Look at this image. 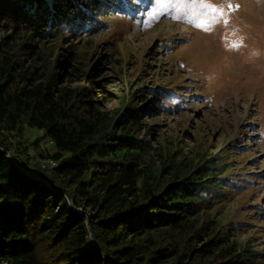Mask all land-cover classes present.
<instances>
[{"label":"trees","instance_id":"trees-1","mask_svg":"<svg viewBox=\"0 0 264 264\" xmlns=\"http://www.w3.org/2000/svg\"><path fill=\"white\" fill-rule=\"evenodd\" d=\"M143 2L0 0V146L30 163L19 139L37 129L58 162L49 173L35 164L48 185L0 151V264H264L254 221L262 179L247 166L254 157L240 150L244 141L162 146L145 119L177 114L191 93L184 82L154 73L147 82L150 64L140 58L120 106L104 110L96 98L111 95L109 80L82 70L80 44L99 35L107 61L119 62L110 37L133 28ZM40 141L32 146L44 157ZM243 189L237 215L228 207Z\"/></svg>","mask_w":264,"mask_h":264},{"label":"rangeland","instance_id":"rangeland-1","mask_svg":"<svg viewBox=\"0 0 264 264\" xmlns=\"http://www.w3.org/2000/svg\"><path fill=\"white\" fill-rule=\"evenodd\" d=\"M204 4L210 6L206 8ZM211 6L222 10V14L213 12ZM132 20L135 24L131 30L110 37L119 62L107 61L106 45L96 42L101 35L92 42L84 40L80 44L85 59L83 72L93 68L97 80H109L107 88L111 95L101 94L96 98L101 108L111 110L120 106L117 96L123 93L127 73L133 72L136 60H148L147 82L154 73L164 84L170 79H180L188 88L185 92H191L174 109L177 113L174 116L151 118L147 115L146 122L156 125L154 138L162 135L161 145L167 147L182 142L180 147L186 150L195 141L217 149L226 145L242 146L244 141L240 150L249 151L254 157L247 166L262 179L256 186L259 190L256 196H264V0H204L203 3L200 0H144L139 15ZM40 45L49 47L50 43ZM161 47L166 51L162 52ZM128 60L131 64L126 65ZM100 68H103L101 74ZM77 80L71 77L68 85L77 84ZM185 106L187 110H183ZM42 135L37 129L26 128L19 139L28 148V156L33 157L30 163L16 151L2 146L0 151H7L12 162L25 174L43 179L49 185L37 165L49 173L58 162L49 164L53 158L48 155L55 152V147L50 140L42 139ZM37 139L41 140L40 151L44 157L32 146ZM241 170L239 163L236 171ZM243 190L229 203L228 211H236L238 215L245 210L238 205V199L247 192ZM66 198L74 205L70 197ZM77 209L87 214L83 208ZM260 216L259 220L254 219L261 231L256 245L264 249V201ZM253 233L252 229L246 230L242 239ZM106 264L111 263L108 260Z\"/></svg>","mask_w":264,"mask_h":264},{"label":"snow or ice","instance_id":"snow-or-ice-1","mask_svg":"<svg viewBox=\"0 0 264 264\" xmlns=\"http://www.w3.org/2000/svg\"><path fill=\"white\" fill-rule=\"evenodd\" d=\"M200 2L201 3H203L204 2V0H200ZM210 5H208V4H204V7H209ZM229 6H231V5H229ZM212 7V11L213 12H217V11H220L221 12V14H222V10H220V9H218L217 7H215V6H211Z\"/></svg>","mask_w":264,"mask_h":264},{"label":"built area","instance_id":"built-area-1","mask_svg":"<svg viewBox=\"0 0 264 264\" xmlns=\"http://www.w3.org/2000/svg\"><path fill=\"white\" fill-rule=\"evenodd\" d=\"M53 160H54V159H53ZM53 160L50 159V160H49V164H50V162H52L53 164H55V163H56V160H54V161H53ZM43 166H44V165H43Z\"/></svg>","mask_w":264,"mask_h":264}]
</instances>
